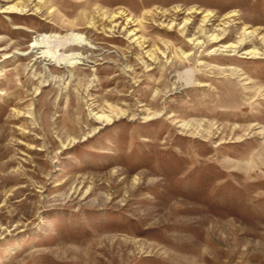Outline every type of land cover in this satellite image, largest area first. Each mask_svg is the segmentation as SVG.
I'll return each mask as SVG.
<instances>
[{"label":"rangeland","instance_id":"obj_1","mask_svg":"<svg viewBox=\"0 0 264 264\" xmlns=\"http://www.w3.org/2000/svg\"><path fill=\"white\" fill-rule=\"evenodd\" d=\"M0 264H264V0H0Z\"/></svg>","mask_w":264,"mask_h":264},{"label":"bare ground","instance_id":"obj_2","mask_svg":"<svg viewBox=\"0 0 264 264\" xmlns=\"http://www.w3.org/2000/svg\"><path fill=\"white\" fill-rule=\"evenodd\" d=\"M71 36L73 35V34H70ZM68 37L67 36V38L66 39H64V41H61V43H62V45L66 48V47H69V46H77L78 44H80V39H79V37ZM44 43V41H42V42H39L38 43V45H36V47H41L42 45L41 44H43ZM37 44V43H36ZM83 45V44H82ZM82 45H78V46H82ZM34 46H35V44H34ZM33 46V47H34ZM45 55V54H44ZM66 57V56H65ZM68 57V56H67ZM63 60V59H62ZM66 60V59H65ZM58 62H59V60H58ZM60 63H65V61H63V62H60ZM69 65V64H68ZM101 118V117H100ZM99 118V119H100Z\"/></svg>","mask_w":264,"mask_h":264}]
</instances>
